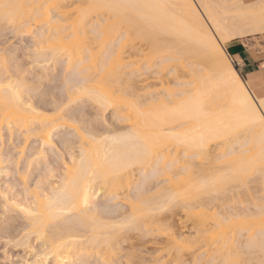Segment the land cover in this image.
Returning <instances> with one entry per match:
<instances>
[{"label": "snow or ice", "instance_id": "obj_1", "mask_svg": "<svg viewBox=\"0 0 264 264\" xmlns=\"http://www.w3.org/2000/svg\"><path fill=\"white\" fill-rule=\"evenodd\" d=\"M5 177L0 264H264V0H0Z\"/></svg>", "mask_w": 264, "mask_h": 264}, {"label": "crops", "instance_id": "obj_2", "mask_svg": "<svg viewBox=\"0 0 264 264\" xmlns=\"http://www.w3.org/2000/svg\"><path fill=\"white\" fill-rule=\"evenodd\" d=\"M237 67L238 71L245 79L247 78L249 71L253 70L252 65L250 63L246 64L244 67H240L239 65Z\"/></svg>", "mask_w": 264, "mask_h": 264}, {"label": "bare ground", "instance_id": "obj_3", "mask_svg": "<svg viewBox=\"0 0 264 264\" xmlns=\"http://www.w3.org/2000/svg\"><path fill=\"white\" fill-rule=\"evenodd\" d=\"M174 2H183V0H174ZM199 2V0H197V3Z\"/></svg>", "mask_w": 264, "mask_h": 264}, {"label": "rangeland", "instance_id": "obj_4", "mask_svg": "<svg viewBox=\"0 0 264 264\" xmlns=\"http://www.w3.org/2000/svg\"><path fill=\"white\" fill-rule=\"evenodd\" d=\"M0 179H6V177L5 178H0Z\"/></svg>", "mask_w": 264, "mask_h": 264}]
</instances>
